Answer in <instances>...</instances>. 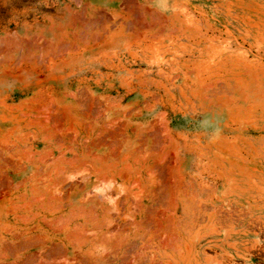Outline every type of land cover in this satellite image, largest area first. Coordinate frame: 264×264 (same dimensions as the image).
I'll return each mask as SVG.
<instances>
[{"label":"rangeland","instance_id":"374dc122","mask_svg":"<svg viewBox=\"0 0 264 264\" xmlns=\"http://www.w3.org/2000/svg\"><path fill=\"white\" fill-rule=\"evenodd\" d=\"M46 14L95 98L0 104V264H264V0H0V34Z\"/></svg>","mask_w":264,"mask_h":264},{"label":"crops","instance_id":"0c3cea01","mask_svg":"<svg viewBox=\"0 0 264 264\" xmlns=\"http://www.w3.org/2000/svg\"><path fill=\"white\" fill-rule=\"evenodd\" d=\"M54 7L55 11L60 12L59 6L54 5ZM88 8L87 6L86 9ZM100 9L97 7L96 10ZM44 19L50 22L49 26L24 22L20 30H4V34H0V49H2L0 50V79L5 80L0 82V104L27 105L43 97H53L57 105L76 106L81 103L83 98L77 91L81 89L76 74L69 69L74 50L79 48L77 42L75 40L71 42L66 36L60 37L59 31L62 25L56 21L55 17L46 14ZM12 81L21 83L22 86L8 92L5 87ZM83 88L81 91H88L89 99L95 98L92 96L94 93L91 86L87 85ZM62 89H65V94ZM88 129L90 133L92 130L90 125ZM90 134L93 135L94 132ZM90 141L89 137V143ZM97 144L100 145L104 155L111 154V142L102 140ZM78 153L83 152L78 151ZM88 153L96 155L90 147Z\"/></svg>","mask_w":264,"mask_h":264},{"label":"clouds","instance_id":"9594fccd","mask_svg":"<svg viewBox=\"0 0 264 264\" xmlns=\"http://www.w3.org/2000/svg\"><path fill=\"white\" fill-rule=\"evenodd\" d=\"M201 126L202 127H209L210 126V121H208L207 119L201 121ZM214 131H215V134L218 136L219 133H220V129L217 127V128L214 129Z\"/></svg>","mask_w":264,"mask_h":264},{"label":"bare ground","instance_id":"6f19581e","mask_svg":"<svg viewBox=\"0 0 264 264\" xmlns=\"http://www.w3.org/2000/svg\"><path fill=\"white\" fill-rule=\"evenodd\" d=\"M2 45H3V44H2ZM8 45H9V44H8ZM15 46H17V45H15ZM13 48H14V47H13ZM15 48H16V47H15ZM0 50H2V49H0ZM28 52H29V51H28ZM6 53H7V52H6ZM18 54H19V53H18ZM30 56H31V54H30ZM10 58H11V57H10ZM9 60H10V59H9ZM4 81H5V80L0 79V82H4ZM15 92H16V91H15ZM15 92H14V93H15ZM14 93H13V94H14ZM72 93H73V92H72ZM44 94H45V93H44ZM46 95H47V94H46ZM47 96H48V95H47ZM38 98H39V97H38ZM44 98H45V97H44ZM39 100H40V98H39ZM45 100H46V99H45ZM46 102H47V101H46ZM10 105H11V104H10ZM12 106H14V105H12ZM169 152H170V151H169ZM169 224H170V223H169ZM138 228H139V227H138ZM162 238H163V237H162ZM170 239H171V238H170ZM168 240H169V239H168ZM168 240H167V241H168ZM167 241H166V242H167ZM161 242H162V241H161ZM173 242H174V240H173ZM163 243H164V241H163ZM163 243H162V244H163ZM120 245H121V244H120ZM162 246H163V245H162ZM119 247H120V246H119ZM3 251H4V250H3ZM141 256H142V255H141ZM144 257H145V256H144ZM144 257H143V258H144ZM140 262H141V261H140ZM151 263H152V261H151ZM155 263H156V262H155ZM155 263H152V264H155Z\"/></svg>","mask_w":264,"mask_h":264}]
</instances>
